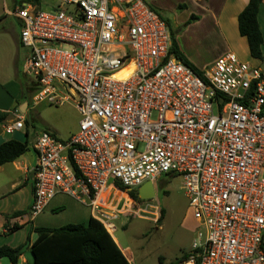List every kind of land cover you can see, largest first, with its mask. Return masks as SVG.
<instances>
[{
    "label": "built area",
    "instance_id": "built-area-1",
    "mask_svg": "<svg viewBox=\"0 0 264 264\" xmlns=\"http://www.w3.org/2000/svg\"><path fill=\"white\" fill-rule=\"evenodd\" d=\"M57 2L12 12L34 103L71 102L80 115L68 140L36 137L30 216L64 193L111 234L119 215L157 224L161 208L139 189L181 175L198 223L190 260L264 264L262 67L227 51L197 74L171 53L169 25L145 0ZM24 125L19 115L5 129Z\"/></svg>",
    "mask_w": 264,
    "mask_h": 264
},
{
    "label": "crops",
    "instance_id": "crops-1",
    "mask_svg": "<svg viewBox=\"0 0 264 264\" xmlns=\"http://www.w3.org/2000/svg\"><path fill=\"white\" fill-rule=\"evenodd\" d=\"M15 1L17 2V0ZM146 1L160 14V10H164L154 3V1ZM189 1L194 4L195 8L194 11H189L190 13H188L189 17L185 27L190 25L191 22H200L204 19L207 30L213 35L216 33L215 37L218 44L221 45V49L218 50L211 64L225 52L232 51L241 60L261 66L264 59V43L262 45L263 59L253 58L250 54L246 37L241 36L238 29V15L248 4L249 0ZM36 2L37 0H24L21 4L16 3L15 7L25 3L36 7ZM179 4H186L185 11L189 10V8L192 9L188 1H183ZM179 4L171 6L170 11H174L173 9ZM8 12L12 14L13 11ZM161 15L163 16V14ZM192 15L197 16V18L191 20ZM4 19L5 18L0 15V23L3 22ZM258 20L264 37V0L259 9ZM19 25L21 27L20 20ZM20 29L21 28H17L14 20L9 21L8 25L1 28V32L5 37L1 39L2 41L0 40L3 42L2 48L0 49V147L8 141L14 140L26 145L27 149L13 160L0 164V247L9 246L15 248L27 244L23 253L18 257L16 264H34L31 247L38 239V228L53 229L68 224L88 225L93 216L89 206L81 202L77 204L79 201L77 203L72 200H69V203L66 202L65 198L62 197V195H67L64 193L56 194L44 211L39 215L34 218L30 216V207L33 203V169L38 162L34 142L41 131L37 132L33 130L29 122V117H31V112L35 109L34 106L36 103L33 101L32 104L30 99L26 98L30 94H25L24 82L21 79V69L24 67V63L20 66L21 48L25 49V47H23L20 42ZM177 36L176 39L178 42ZM178 45L187 59L199 68L192 61L190 55L187 54L185 47H183V45L181 46L179 42ZM206 69L201 68L200 70ZM22 74H24L23 69ZM19 115L24 118V127L22 129H16L12 133H7L5 125L14 121ZM79 121L80 115L76 123L77 128L79 127ZM50 130L48 131L52 132L58 139L63 141L68 140L76 133L69 134V136L64 139L55 130ZM62 213L67 214L63 216ZM12 226H17V229L14 231H7V229H11ZM109 234L127 261L132 264V252L130 248L128 246L124 247L114 234ZM170 261L171 260L165 259L167 263ZM0 264L14 263H12L9 258L3 257L0 258ZM184 264L194 263L189 260Z\"/></svg>",
    "mask_w": 264,
    "mask_h": 264
},
{
    "label": "rangeland",
    "instance_id": "rangeland-1",
    "mask_svg": "<svg viewBox=\"0 0 264 264\" xmlns=\"http://www.w3.org/2000/svg\"><path fill=\"white\" fill-rule=\"evenodd\" d=\"M24 0H0V15L5 18L0 23V40L5 37L1 28L14 20L17 28H21L19 20L8 11H13L15 4H21ZM160 8L161 14L170 20L171 28L178 37L179 44L185 47L187 54L192 61L201 69H209L212 66V59L221 49L216 39L207 30L206 22H191L185 27L189 11H194V4L189 0H151ZM188 1L192 9L186 10V4H179ZM57 0H37L36 7L42 10H49L57 4ZM176 6L174 11L170 7ZM183 6L182 8L180 6ZM21 30V29H20ZM2 41V40H1ZM0 41V49L3 42ZM21 48V47H20ZM20 66L25 61L27 49L21 48ZM264 70V59L261 63ZM23 69V68H22ZM21 79L24 82L25 94L33 104V94L38 86L35 77H29L25 73ZM33 79V81H32ZM31 112L29 122L31 128L37 132L44 130H55L62 138H67L69 134L77 132L76 123L79 115L73 103L64 102L61 106L50 102H40L36 104ZM40 115V117H39ZM49 125V126H48ZM51 131V130H50ZM156 196L151 200L152 204L158 205L163 211L159 222L128 215H119L113 221L117 225V230L113 232L118 241L125 247L128 246L132 252V264H161L160 257L166 260H174L184 253L192 251V242L198 231V223L193 211L189 206L188 198L183 188V177L176 175L166 177L155 182ZM66 202L69 200L78 202L75 198L62 195ZM78 202L77 204H79ZM67 213H62L64 216ZM61 216V215H59Z\"/></svg>",
    "mask_w": 264,
    "mask_h": 264
},
{
    "label": "trees",
    "instance_id": "trees-1",
    "mask_svg": "<svg viewBox=\"0 0 264 264\" xmlns=\"http://www.w3.org/2000/svg\"><path fill=\"white\" fill-rule=\"evenodd\" d=\"M262 1L249 0L238 15L239 33L246 37L250 54L256 59H263L264 37L258 20ZM196 18L195 15L191 16V20ZM164 19L171 31V53H174L181 61L202 76L203 71L192 64L180 50L170 20ZM38 89L39 87L36 86L35 90ZM26 149V145L18 141L11 140L4 143L0 147V164L13 160ZM161 214L163 215L162 210ZM15 229L17 226H12L8 231ZM37 232L38 239L31 247L34 264H130L103 224L95 218H91L88 225L68 224L53 229L38 228ZM26 246L27 244L15 248L2 246L0 247V258L7 257L16 264ZM191 256L190 252L176 257L168 263L163 257H160L159 261L161 264H184L191 259ZM195 264H199V259H196Z\"/></svg>",
    "mask_w": 264,
    "mask_h": 264
},
{
    "label": "water",
    "instance_id": "water-1",
    "mask_svg": "<svg viewBox=\"0 0 264 264\" xmlns=\"http://www.w3.org/2000/svg\"><path fill=\"white\" fill-rule=\"evenodd\" d=\"M138 194L141 199H150V198L155 197L156 190L153 185V182L147 181L145 184H143L141 188L139 189Z\"/></svg>",
    "mask_w": 264,
    "mask_h": 264
},
{
    "label": "bare ground",
    "instance_id": "bare-ground-1",
    "mask_svg": "<svg viewBox=\"0 0 264 264\" xmlns=\"http://www.w3.org/2000/svg\"><path fill=\"white\" fill-rule=\"evenodd\" d=\"M131 72H132V65H129L116 72L115 76L120 79H125L130 75Z\"/></svg>",
    "mask_w": 264,
    "mask_h": 264
}]
</instances>
